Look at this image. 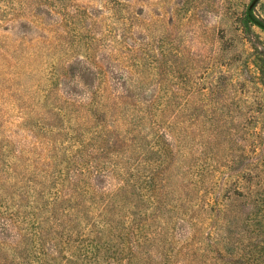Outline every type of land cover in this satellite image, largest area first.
<instances>
[{
	"label": "rangeland",
	"instance_id": "rangeland-1",
	"mask_svg": "<svg viewBox=\"0 0 264 264\" xmlns=\"http://www.w3.org/2000/svg\"><path fill=\"white\" fill-rule=\"evenodd\" d=\"M0 0V264H264V0Z\"/></svg>",
	"mask_w": 264,
	"mask_h": 264
},
{
	"label": "trees",
	"instance_id": "trees-1",
	"mask_svg": "<svg viewBox=\"0 0 264 264\" xmlns=\"http://www.w3.org/2000/svg\"><path fill=\"white\" fill-rule=\"evenodd\" d=\"M248 18L255 24H258L262 27H264L263 22L253 13V7L249 6L247 11Z\"/></svg>",
	"mask_w": 264,
	"mask_h": 264
},
{
	"label": "water",
	"instance_id": "water-1",
	"mask_svg": "<svg viewBox=\"0 0 264 264\" xmlns=\"http://www.w3.org/2000/svg\"><path fill=\"white\" fill-rule=\"evenodd\" d=\"M257 0H253L252 4L251 5H254L256 3Z\"/></svg>",
	"mask_w": 264,
	"mask_h": 264
}]
</instances>
